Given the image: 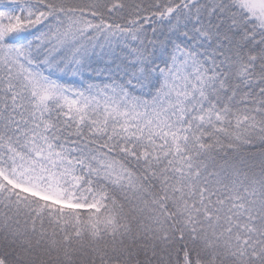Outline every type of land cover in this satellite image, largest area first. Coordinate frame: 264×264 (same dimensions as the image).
I'll list each match as a JSON object with an SVG mask.
<instances>
[{
  "label": "snow or ice",
  "instance_id": "6c2138e0",
  "mask_svg": "<svg viewBox=\"0 0 264 264\" xmlns=\"http://www.w3.org/2000/svg\"><path fill=\"white\" fill-rule=\"evenodd\" d=\"M0 264H264V0H0Z\"/></svg>",
  "mask_w": 264,
  "mask_h": 264
}]
</instances>
